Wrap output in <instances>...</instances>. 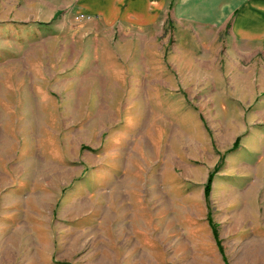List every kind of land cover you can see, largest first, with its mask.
Returning <instances> with one entry per match:
<instances>
[{"label": "rangeland", "instance_id": "374dc122", "mask_svg": "<svg viewBox=\"0 0 264 264\" xmlns=\"http://www.w3.org/2000/svg\"><path fill=\"white\" fill-rule=\"evenodd\" d=\"M79 1L0 0V264H264V40Z\"/></svg>", "mask_w": 264, "mask_h": 264}, {"label": "crops", "instance_id": "0c3cea01", "mask_svg": "<svg viewBox=\"0 0 264 264\" xmlns=\"http://www.w3.org/2000/svg\"><path fill=\"white\" fill-rule=\"evenodd\" d=\"M79 5L85 12L100 13L108 23L118 17L143 23L167 9L173 19L210 27L231 18L235 37L249 42L264 40V0H80ZM255 34L261 36L247 37Z\"/></svg>", "mask_w": 264, "mask_h": 264}, {"label": "trees", "instance_id": "16d2710c", "mask_svg": "<svg viewBox=\"0 0 264 264\" xmlns=\"http://www.w3.org/2000/svg\"><path fill=\"white\" fill-rule=\"evenodd\" d=\"M237 147V143H235L234 144V147H233V150L235 149ZM212 176H213V174H210L209 175V177H208V179H207V182H206V184H205V186H204V190H203V192H204V196L205 197H207L208 196V194H209V192H210V189H211V183H212ZM208 222H209V224H210V219H208ZM212 234H213V237H214V239L216 238V230H215V227L213 226L212 227ZM218 243V242H217ZM218 247V246H217Z\"/></svg>", "mask_w": 264, "mask_h": 264}]
</instances>
